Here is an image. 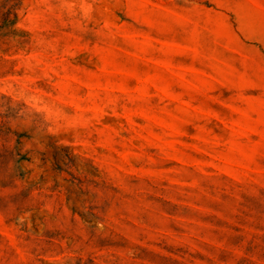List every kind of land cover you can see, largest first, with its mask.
<instances>
[{"label": "rangeland", "instance_id": "374dc122", "mask_svg": "<svg viewBox=\"0 0 264 264\" xmlns=\"http://www.w3.org/2000/svg\"><path fill=\"white\" fill-rule=\"evenodd\" d=\"M0 264H264V0H0Z\"/></svg>", "mask_w": 264, "mask_h": 264}]
</instances>
